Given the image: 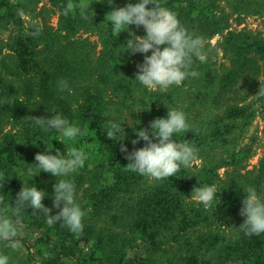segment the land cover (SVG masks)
I'll return each mask as SVG.
<instances>
[{
  "label": "trees",
  "instance_id": "1",
  "mask_svg": "<svg viewBox=\"0 0 264 264\" xmlns=\"http://www.w3.org/2000/svg\"><path fill=\"white\" fill-rule=\"evenodd\" d=\"M46 1L48 8L39 7L41 0H0V172L8 178L0 192L6 202L14 203L25 181L45 191L42 203L51 215L58 214L60 209L53 206V185L58 178L43 171L31 178L20 171L38 164L37 153L49 154L52 149L53 155L56 150L66 155L67 148H77L87 159L69 178L86 215L83 231L77 234L61 222L49 226L42 213L33 215L26 208L22 242L28 251L27 262L264 264V234L247 236L239 227L246 219L240 214L244 190L254 187L264 196V155L249 170L254 143L238 151L230 149L256 119L248 101L264 103V98L255 96L264 84V38L246 30L228 32L221 43L229 62L224 72L213 69L208 55L205 63L194 58L193 67L201 75L194 79L193 91L188 86L185 94L180 87L155 92L135 80L138 65L151 50L126 51L132 39L129 32L145 36L143 26L130 25L114 38L105 17L113 8L138 0H112L111 4L108 0ZM69 2L74 8L65 16L63 8ZM158 2L175 13L190 33L203 39L227 30L230 15L222 3L238 16H264V0ZM20 8L25 13L23 20L16 15ZM53 16L56 27L50 23ZM33 24L40 28L37 37L25 35ZM61 81L70 91L59 89ZM180 102L191 128L173 139L193 145L202 164L182 167L177 175L150 184L149 178L125 167L130 163L126 155L146 146L136 136L141 128L156 142L150 122L166 118L168 108L178 109ZM193 110H203L199 120L191 119ZM57 114L80 127L81 134L68 139L25 119ZM110 120L123 122L124 139L107 137ZM133 140L138 142L133 144ZM205 185L217 187L210 209L190 198L195 187ZM0 246L5 247L4 242Z\"/></svg>",
  "mask_w": 264,
  "mask_h": 264
},
{
  "label": "clouds",
  "instance_id": "2",
  "mask_svg": "<svg viewBox=\"0 0 264 264\" xmlns=\"http://www.w3.org/2000/svg\"><path fill=\"white\" fill-rule=\"evenodd\" d=\"M108 2L111 4L112 0ZM148 5L152 7L149 8ZM73 8L72 3H67L63 8V15L69 16ZM16 15L23 20L25 13L20 8L17 9ZM105 17L111 24L110 33L114 38L128 30L130 25L143 26L145 29L146 35L142 37L129 32L132 39L128 40L126 51L130 50L135 54L148 53L151 50V55H146L143 64L138 65L139 70L135 76V80L148 90L167 91L173 85L180 86L185 79L199 76L193 69L194 58L201 63L207 62L203 38L190 33L180 24L176 14L163 7L158 0L128 3L124 7L113 8ZM32 28L33 30L25 35L39 36L40 28L36 24H33ZM161 46L164 47L161 49ZM58 87L61 91H70L65 81H61ZM255 96L264 98V84H261ZM25 119L45 132L55 130L68 139H75L81 134L80 127L70 124L60 114L52 115L51 118L29 116ZM106 123L105 132L110 140L124 139L123 122L110 120ZM150 128L151 136L156 138V142L150 138L148 130L139 129L136 136L147 143L145 147L126 155V159L130 161L125 166L128 170L150 180L159 181L177 175L182 167L192 166L198 158V150L187 141L177 142L173 139L174 135L187 132L191 128L183 111L168 108L167 117L154 119L150 122ZM137 142L132 141L133 144ZM51 151L52 149H48L49 154L37 153L35 160L38 164L34 167L29 164L30 167L26 171L21 170L20 175L34 178L43 171L58 178L53 185V206L60 209L58 214L51 215V209L42 203L46 196L45 191L38 190L36 186H27L23 180V187L14 203L6 202L4 194L0 192V241L13 251L25 247L22 242V213L29 207L33 210V215L42 213L49 226L61 222V226L72 233L83 231L86 212L76 200L75 183L69 177L85 165L87 156L77 148H67L66 155H61L59 150L53 155ZM121 151L128 152L124 145H121ZM7 179L6 174L0 172V189ZM216 192V185L195 187L190 198L202 204L205 209H210ZM244 192L246 195L240 214L246 219L239 227L247 236L264 234V198L258 195L254 187H248ZM8 262L9 257L0 254V264Z\"/></svg>",
  "mask_w": 264,
  "mask_h": 264
},
{
  "label": "rangeland",
  "instance_id": "3",
  "mask_svg": "<svg viewBox=\"0 0 264 264\" xmlns=\"http://www.w3.org/2000/svg\"><path fill=\"white\" fill-rule=\"evenodd\" d=\"M222 6H224L225 8V12L228 15H230L228 23H227V30L222 35L215 36L211 39H203L205 47L208 46L206 50L207 55L211 57L214 63L213 69H215L219 73L224 72L229 66L228 59L221 49V43L223 42L224 37L227 35L228 32L246 30V31H250L255 34H258L264 38V16H246V17L238 16V15L232 14L230 10L226 7L225 3H222ZM39 7L48 8L49 4L46 0H41ZM50 23L53 27H56L57 17L53 16ZM89 39L90 41L94 43L97 42V39L95 37L89 36ZM193 69L196 71V67H193ZM199 75H201V73H199ZM194 79H196V77L195 78L189 77L185 79L180 86L173 85L167 91L175 87H180L181 93L185 94V92L188 90V86H191L192 91H193V87L195 85ZM151 91L159 92L161 90L157 89V90H151ZM248 105L252 106L253 109L256 111L257 113L256 119L254 120L252 125L246 129L241 139L230 149L234 151H238L244 146L251 145V143H254L253 144L254 154H253V158L249 162V167H248L249 170H252L258 165L259 159L264 155V103L259 104L253 99H250L248 101ZM183 108L184 106L180 102L178 105V110L183 111ZM202 112L203 110H201L200 112L198 110L197 111L193 110L190 113L191 119L199 120L200 118L198 117V115L201 117ZM131 122L132 120L129 119L127 125L130 126ZM9 129H13V125H9ZM217 155H221V152H218ZM201 164H202V161L199 159H196L193 162L191 167L193 166L200 167ZM223 173L224 171L220 172L221 176H223ZM154 182H156V180L149 179L150 184H153ZM194 202L198 203L196 201ZM214 204H215V200L213 202V205ZM222 230L223 232H226V234L227 232H229L228 230L225 229V227H223ZM0 254L7 255L9 257L8 264H29L27 262L28 251L25 248L17 250V251H13L10 248L0 246ZM66 264H69V263H66Z\"/></svg>",
  "mask_w": 264,
  "mask_h": 264
}]
</instances>
